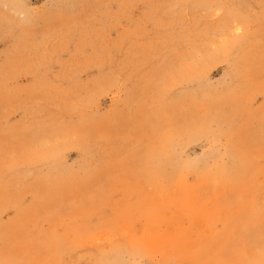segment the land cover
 <instances>
[{"label": "rangeland", "instance_id": "rangeland-1", "mask_svg": "<svg viewBox=\"0 0 264 264\" xmlns=\"http://www.w3.org/2000/svg\"><path fill=\"white\" fill-rule=\"evenodd\" d=\"M0 264H264V0H0Z\"/></svg>", "mask_w": 264, "mask_h": 264}]
</instances>
